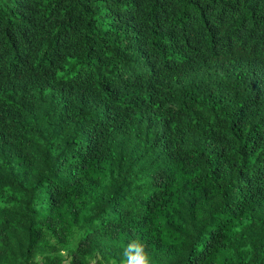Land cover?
Wrapping results in <instances>:
<instances>
[{"label":"trees","instance_id":"obj_1","mask_svg":"<svg viewBox=\"0 0 264 264\" xmlns=\"http://www.w3.org/2000/svg\"><path fill=\"white\" fill-rule=\"evenodd\" d=\"M0 264H264V0H0Z\"/></svg>","mask_w":264,"mask_h":264}]
</instances>
